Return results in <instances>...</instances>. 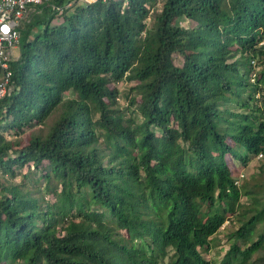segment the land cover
Returning <instances> with one entry per match:
<instances>
[{
	"label": "trees",
	"instance_id": "16d2710c",
	"mask_svg": "<svg viewBox=\"0 0 264 264\" xmlns=\"http://www.w3.org/2000/svg\"><path fill=\"white\" fill-rule=\"evenodd\" d=\"M26 21L0 100V264H264V180L218 160L264 155V0H48Z\"/></svg>",
	"mask_w": 264,
	"mask_h": 264
},
{
	"label": "rangeland",
	"instance_id": "374dc122",
	"mask_svg": "<svg viewBox=\"0 0 264 264\" xmlns=\"http://www.w3.org/2000/svg\"><path fill=\"white\" fill-rule=\"evenodd\" d=\"M86 2V1H85ZM94 2V1H93ZM27 19H23L20 22V28H24L26 26V21ZM150 22V21H148ZM57 24V21H54L53 25ZM192 22L188 21V20H181V25L183 26H192ZM20 53V45H18L16 48H14L13 50V54L14 57H17ZM176 61L177 62H181V58L180 57H176ZM255 65H257V62L254 63ZM261 68V67H259ZM258 68V69H259ZM132 76L134 75V73H131ZM136 84V77H133L130 79H128L127 77L118 82L117 86L120 88L121 90V96L119 99V103L121 107H125L128 105V95L127 92H129V89L131 88V86ZM70 95H72L70 93ZM69 95V96H70ZM55 119V116L48 119L47 122L44 125H32L31 127H27L25 128L24 132L21 135H16V133L13 132H6V136L9 139H16L17 137L23 138V140L25 141L26 138L29 135H32L33 133L35 134H40V135H45L48 131V129L50 128L53 120ZM221 160L220 163L222 165H225L226 163H228V165L231 164V162H234L238 168L241 170L240 174H241V180L240 183H247L249 185H252V183L256 182L255 178H260L262 180H264V169H261L260 166L263 164L264 165V155H258V156H251V159L249 160V163L247 166H243L240 161L235 160L230 154L226 155V162L223 161L222 159H218ZM47 161H45V165H47ZM27 169V166L24 167L23 169L20 168H16V174L15 176H10L7 175L8 179H10V181L18 183L22 180V172L24 173ZM1 175V172H0ZM28 185H32L30 180L26 181ZM41 185V182H38L37 185ZM233 228L229 227V225H226L224 227H222L221 231L216 235V240H215V244L216 246L214 248H212L210 250V252L206 255L207 258H211L213 261H217L216 259L219 257L218 253L220 252L221 255L222 253L225 251V249L227 248L228 244H227V235L228 232H230Z\"/></svg>",
	"mask_w": 264,
	"mask_h": 264
},
{
	"label": "built area",
	"instance_id": "2783aa9c",
	"mask_svg": "<svg viewBox=\"0 0 264 264\" xmlns=\"http://www.w3.org/2000/svg\"><path fill=\"white\" fill-rule=\"evenodd\" d=\"M48 0H0V100L10 91L13 50L20 43V22ZM93 2L96 0H83Z\"/></svg>",
	"mask_w": 264,
	"mask_h": 264
},
{
	"label": "crops",
	"instance_id": "0c3cea01",
	"mask_svg": "<svg viewBox=\"0 0 264 264\" xmlns=\"http://www.w3.org/2000/svg\"><path fill=\"white\" fill-rule=\"evenodd\" d=\"M21 32V31H20ZM21 39V38H20Z\"/></svg>",
	"mask_w": 264,
	"mask_h": 264
}]
</instances>
